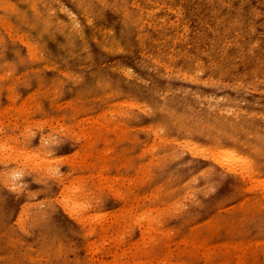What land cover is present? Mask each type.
<instances>
[{"label": "rangeland", "instance_id": "obj_1", "mask_svg": "<svg viewBox=\"0 0 264 264\" xmlns=\"http://www.w3.org/2000/svg\"><path fill=\"white\" fill-rule=\"evenodd\" d=\"M48 1L0 0V140L56 168L0 161V264H264V123L235 127L259 145L241 146L255 170L241 181L203 184L206 157L180 145L223 138L214 117L230 103L264 116V0ZM140 200L161 208L150 243L120 212Z\"/></svg>", "mask_w": 264, "mask_h": 264}, {"label": "bare ground", "instance_id": "obj_2", "mask_svg": "<svg viewBox=\"0 0 264 264\" xmlns=\"http://www.w3.org/2000/svg\"><path fill=\"white\" fill-rule=\"evenodd\" d=\"M55 1L51 0L49 2V4L52 5L51 3L55 2ZM60 9L65 11L64 9H62V6ZM64 13L65 14H62V16L65 19L63 17L61 19L64 21L63 25L65 23L66 27H67L68 24L74 23V21L70 18L69 13L67 11H65ZM59 23H61V22H59ZM73 36L75 38L77 37V39H80V40L83 38L82 32L76 31L75 28L73 30ZM122 70H123V68L120 69V71H122ZM202 80H204V78H202ZM213 80L214 79L212 77H210V79L206 80V81H213ZM206 81H204V82H206ZM231 100H232V98H231ZM230 104L231 105H229V107L221 108L220 110L217 109L218 110L217 111L218 116L214 117V119L215 118L217 119L216 120L217 122H220V120L222 121V122H220L221 123L220 127H221V132L223 133V136H224L223 138H216L219 141H213V142L208 143V144L203 146L202 143L193 141L192 140L193 136L191 134L190 135L188 134L187 136H189V137L185 139L186 136H184L183 141L180 143L181 150L186 151V153L190 157H192L193 153L196 151H198V153H200L206 157L208 167L204 168V172L198 173V177L201 178L200 181L203 184H205V181H207V180L210 181L209 179H217V178L221 179L223 177L233 179L236 181H241L243 179L254 177L255 170H252L250 168L249 160L246 157L241 155L243 153V151L241 150L243 148H241V146H245V144H247V145H250V144L245 142V141H242L238 138H235L233 135L236 133V128H239V127H242V130H240V131H243V133L252 129L253 124H255L256 128H260L259 124L264 123V116L263 117L260 116L261 114H259V111L255 110L251 107L247 106V108H246L247 110H246L245 108L241 109L235 105H232L233 103H230ZM216 107L218 108L219 105L215 106V108ZM214 114H216V113H214ZM246 118H249L247 123H245ZM2 128L3 127L0 126L1 131H2ZM88 128H91V126ZM7 130H9V129H7ZM64 130L72 136L73 140H75V138H77L79 136L78 131L71 130L69 128H66ZM217 131H219V133H220L219 129H217ZM260 134L257 137H259ZM246 136H250V135H246ZM261 138H262V136H261ZM263 139L264 138H262V140L260 142V147L264 146L263 145V142H264ZM10 143H15V140H11V141L0 140V154H1L0 155L1 156L0 161H3L5 159L7 162H9V164H11V163L14 164L15 167L17 165L19 166L21 164L23 165V167L30 166V167H32L31 171H35L34 173H36V174H39L41 171H43L46 174H51L49 172L52 169H56L54 166L51 165V166L45 168L44 170H42L43 162L40 160L41 157L39 154H31L28 152H22V153L15 152V151H20V150H16L12 146H9ZM251 147L257 149V148H259V145H253ZM81 148L83 149L82 152L87 151V149H85L86 147L82 146V145L78 147V150H80ZM18 160H21L22 162L20 163ZM99 168H100V170H99ZM109 168H110V164H108V163H104L103 165H100V166L94 168L96 170V173H98L96 176L99 178L98 180L105 182L109 179V177H110ZM94 169H91L89 166L86 168H83V169H79L78 174L75 175L74 179L77 182H81L85 188V187H87L86 186L87 181L92 182V180H94L93 175H95V174H92V172H94L93 171ZM253 179H257V178H253ZM95 180H97V179H95ZM259 186H264V181L260 182ZM65 189L71 190L73 197H66L63 200L66 203H69L70 213L76 214L75 212H77V209L79 208V205L76 201V195L78 193H82L84 191L79 184L72 185L71 187H68V188L65 186L63 191L61 192V194L64 193ZM116 191L118 192L119 196L123 197V199H124V197L127 196V193L125 190H120V188H117ZM254 193H258V197L253 196L254 200L258 201L264 197V189L256 191ZM154 196L155 195H153L152 197H154ZM167 199L170 201L168 204L170 205L171 209H173V207L177 204L176 199H171V198H167ZM120 201H123V200L121 199ZM165 203H167V202L164 201V204ZM134 205H135V207L133 206V207L129 208L127 206L128 208L125 209L126 208V207L124 208L125 204H123L122 207L120 208L121 209L120 212H122L121 215L124 216V214H125V216H129V218L131 220H133L139 228L140 227L144 228L145 234H143V236L141 238H139L138 241L143 242L147 238L149 240V243H150L151 241H154L156 236H157L156 234H154L157 231L154 232L153 228L154 227L155 228H161V225H160V219L161 218L159 217L158 214H155V211L160 210L161 208L157 204H152V209H150V208L145 209L146 206L143 204V202L141 200ZM122 221H123V223L125 222L124 217L122 220L118 219V223H116V220L110 221L111 225L109 224V226H107V228H109L110 226H114V227L118 226V225L120 226L121 225L120 222H122ZM94 231H95V229L90 227L88 232H89V234H91ZM110 235H109V239L111 241H113V239L110 238ZM124 238H125L124 235L121 237H118V245L119 246H121ZM135 252H137V250H135ZM112 254H113V252H112Z\"/></svg>", "mask_w": 264, "mask_h": 264}]
</instances>
